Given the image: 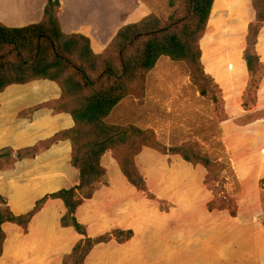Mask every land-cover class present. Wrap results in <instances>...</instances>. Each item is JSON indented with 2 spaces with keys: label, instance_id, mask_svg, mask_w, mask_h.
<instances>
[{
  "label": "crops",
  "instance_id": "obj_1",
  "mask_svg": "<svg viewBox=\"0 0 264 264\" xmlns=\"http://www.w3.org/2000/svg\"><path fill=\"white\" fill-rule=\"evenodd\" d=\"M58 1L62 31L89 38L95 54L106 49L122 26L156 14L159 7L156 0H130L127 19L118 21L114 10H123L125 0ZM242 1L245 25L241 54L246 47L248 25L255 20L251 0ZM46 3L47 0H0V23L11 28L38 23ZM214 4L215 0L211 12ZM255 51L263 67L255 108L264 109V25L258 32ZM243 63L244 80L241 85L226 84L229 94L236 90L243 92L246 87L249 73L244 59ZM60 96L58 84L48 79L11 84L1 91L0 150L11 149L16 157L18 150L47 142L57 133L72 128V116L56 112L50 106ZM259 123L264 146V114ZM174 157L148 147L141 150L135 158L146 186V191H141L124 176L110 151L103 155L104 183L78 206L76 219L85 226L90 238L114 231L131 235L124 240L112 237L95 244L84 263L264 264L263 259L253 258L252 228L239 225L235 217L224 211H210L207 204L213 195L204 178L189 177V174L203 175L202 169L200 172L190 163L171 161ZM71 158V141L59 140L0 170V196L12 213L25 215L44 197L78 185L79 170L72 165ZM65 212L61 199L49 197L26 228L3 223L5 238L0 264H63L74 245L84 238L73 227L60 225Z\"/></svg>",
  "mask_w": 264,
  "mask_h": 264
},
{
  "label": "trees",
  "instance_id": "obj_2",
  "mask_svg": "<svg viewBox=\"0 0 264 264\" xmlns=\"http://www.w3.org/2000/svg\"><path fill=\"white\" fill-rule=\"evenodd\" d=\"M213 1L184 0L185 12L181 16L165 20L152 13L138 22L126 24L100 54L92 51L86 36L62 31L58 19V0H47L43 18L38 23L19 28L0 23V92L11 84H23L35 79L52 80L60 87L61 96L50 106L56 112L69 113L74 121L72 128L57 133L47 142L18 150L16 157H13L11 149L0 150V170L12 166L22 157L34 156L40 148L65 139L71 141V163L79 170L78 185L44 197L25 215H14L6 200L0 196V256L5 238L2 224L12 222L26 228L49 197L64 202L66 212L60 218V225L73 227L84 236L74 245L63 264H67L68 258L73 264H85V257L95 244L112 237L118 240L129 238L130 232L121 231L90 238L86 235L85 226L75 216L78 206L91 198L104 183L106 170L101 159L108 151L128 181L141 191H146V186L144 177L135 165V158L144 147L162 155H178L193 165H204L207 170L204 183L210 188L212 183L220 180L218 171L222 163L197 153L193 147L166 149L153 141L151 131L105 122L120 101L136 93L146 74L161 57L185 62L194 76L200 71L206 79L200 64V40L206 30ZM251 1L255 20L248 25L243 58L250 78L260 74L261 79L263 67L255 44L258 32L264 25V0ZM251 79L246 93L250 91ZM201 93L205 95L203 87ZM220 195L221 192L214 190L213 199L207 204L210 211L226 208L225 200L229 195H224L223 200ZM217 200L221 204L215 205Z\"/></svg>",
  "mask_w": 264,
  "mask_h": 264
},
{
  "label": "rangeland",
  "instance_id": "obj_3",
  "mask_svg": "<svg viewBox=\"0 0 264 264\" xmlns=\"http://www.w3.org/2000/svg\"><path fill=\"white\" fill-rule=\"evenodd\" d=\"M156 1V15L165 20L185 12L184 0ZM129 7L130 0H125L123 10H114L118 21L127 19ZM243 8L242 0H215L200 45L201 70L206 79L200 71L194 76L185 62L161 57L136 93L113 109L108 124L148 130L153 141L166 149L193 147L197 153L220 161V180L207 188L213 196L214 190L221 192L222 200L229 195L221 211L235 217L239 225L252 228L253 258L264 260V146L259 123L264 109L255 108L260 74L248 77L243 92L229 94L226 88V84L241 85L244 80ZM171 161L185 162L178 155ZM192 166L194 170L202 169L203 175L189 177L205 178L204 165ZM219 204L217 200L215 205ZM67 264H73L71 259Z\"/></svg>",
  "mask_w": 264,
  "mask_h": 264
}]
</instances>
